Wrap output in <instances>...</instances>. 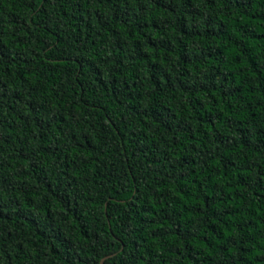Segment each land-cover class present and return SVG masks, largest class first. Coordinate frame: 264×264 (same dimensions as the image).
<instances>
[{"label":"trees","instance_id":"obj_1","mask_svg":"<svg viewBox=\"0 0 264 264\" xmlns=\"http://www.w3.org/2000/svg\"><path fill=\"white\" fill-rule=\"evenodd\" d=\"M0 264H264V0H0Z\"/></svg>","mask_w":264,"mask_h":264}]
</instances>
